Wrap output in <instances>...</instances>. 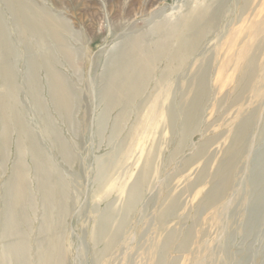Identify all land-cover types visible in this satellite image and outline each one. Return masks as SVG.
Returning a JSON list of instances; mask_svg holds the SVG:
<instances>
[{"label": "rangeland", "instance_id": "rangeland-1", "mask_svg": "<svg viewBox=\"0 0 264 264\" xmlns=\"http://www.w3.org/2000/svg\"><path fill=\"white\" fill-rule=\"evenodd\" d=\"M25 1L50 11L71 28L63 37L76 55L69 63L48 41L56 57L53 65L74 92L70 120L53 105L44 72L39 76L38 92L42 108H36L27 83V48L13 26L12 13L0 0V15L18 52L13 64L20 89L18 109L50 163L51 183H57L59 177L64 185L58 192L62 209L44 202L35 160L30 153L23 158L28 175L24 212L29 222L20 229L28 233L32 251L38 252L54 236L63 242L65 264H264V203L258 211V224L251 230L247 225L253 211L250 180L264 150V103H257L248 92L241 102L232 104L244 69L238 66L235 70L234 59L229 62V55L239 53L250 28L259 20L264 0H215L214 8L221 2L225 6L218 25L165 86L154 80L135 104L141 106L133 108L117 134L120 110L107 113L102 99L108 63L125 40L149 37L155 23L166 17L174 21L187 6L200 1L115 0L119 1L117 7H113L114 0ZM90 25L94 34L87 28ZM259 62H264V46ZM201 67L208 70L209 95L197 128L181 145L183 119L170 125L165 108L180 107L188 83ZM219 71L223 72L220 78ZM161 92L163 107L153 118L149 102ZM241 108L243 113L238 116ZM254 111L258 119L245 155L235 166L232 189L220 204L205 205L203 200L229 146L231 129ZM47 120L67 146L71 161L50 137ZM205 144V153L197 155ZM19 159L15 133L4 153L0 144V264H13L4 252L17 240L3 239V229L8 186L16 176ZM138 188L129 211L131 196ZM172 202L176 207L161 219ZM107 215L113 219L107 221ZM35 257L32 253L31 259Z\"/></svg>", "mask_w": 264, "mask_h": 264}, {"label": "bare ground", "instance_id": "bare-ground-1", "mask_svg": "<svg viewBox=\"0 0 264 264\" xmlns=\"http://www.w3.org/2000/svg\"><path fill=\"white\" fill-rule=\"evenodd\" d=\"M199 1L201 4L187 6L185 12L174 21L166 17L155 23L148 33L149 37L128 38L125 40L108 63L102 99L107 106V113L120 110L116 120L115 134L120 132L126 118L132 115L131 111L136 106L135 104L142 98L154 80H156L158 86H165L175 72L183 68L194 55L199 42L218 25L225 8V6H222V2L214 8L212 3L215 0ZM4 2L12 13L13 26L18 32L23 45L27 48L29 68L27 83L35 107L42 108L38 92L40 88L39 76L44 72L53 105L59 113L64 114L67 120H70L74 104V92L65 77L53 65L56 62V57L51 48L49 49L48 41L51 40L56 47V51L61 53L69 63H73L76 55L63 37L64 33L71 32V28L50 11L38 8L25 0H4ZM117 4H119V1L114 0L113 7H117ZM260 13L259 20L252 29L250 28L251 31L243 42L239 53L229 55V62L231 59L232 62L233 59L235 60L237 65L235 70L238 69V66H242V69H244L236 85V93L230 99L232 104L241 102L248 92L253 94L257 103H264V62H259L260 50L264 46V6L261 7ZM87 28L91 34H94L93 25L87 26ZM36 49L37 53L34 51ZM16 57H18V52L9 39L5 22L0 15V84L2 88L0 91V144L1 151L4 153L11 145V138L17 133L20 158L16 176L8 186V206L3 229V239L16 238L17 241L6 248L4 255L13 264H33V262L35 264H65L66 254L61 239L53 236L36 252L32 251V242L27 235L28 233L20 229L21 225L29 222L27 214L24 212L28 206V175L22 162L23 158L30 153L35 160L39 189L44 202H51L62 209L63 205L62 199L59 198V191L64 190V185L59 177L56 178L57 183H51L50 175L53 171L49 165L50 163L36 146L24 116L18 109L20 89L13 69ZM219 72L218 78L223 76V72ZM207 76L208 70L203 67L199 68L195 77L186 87L187 90L180 107H176L178 112L170 107L165 108L170 125L174 126L179 119H183L181 145H184L189 134L197 128L204 101L209 95ZM162 92L151 98L149 102L150 109H153V118H156L159 109L163 107ZM139 107L137 106V108ZM242 113L243 109L241 108L238 111V116ZM257 119V113L254 111L231 129L229 146L225 152L223 162L213 176L215 181L212 182V188L203 200L205 205L220 204L232 189L235 179V166L245 155L247 142ZM47 123L50 125L48 126L50 137L54 138L64 158L71 161L73 157L67 146L59 135L52 130L51 127L53 126L49 120H47ZM206 144L203 145L197 155L205 153ZM149 170L150 163L146 165V175ZM202 178L203 174L200 175L199 180ZM250 184L253 211L251 210L250 221L247 225L248 229L251 230L259 222L258 211L264 203V150L257 157ZM138 194L139 188L131 196L129 211L133 209L134 199ZM175 207L176 203L172 202L161 214V219L170 214ZM105 219L111 221L113 216L107 215ZM32 253H35L36 257L34 259H31Z\"/></svg>", "mask_w": 264, "mask_h": 264}]
</instances>
